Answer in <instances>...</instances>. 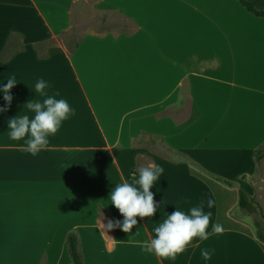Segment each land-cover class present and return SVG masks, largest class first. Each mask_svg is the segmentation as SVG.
Masks as SVG:
<instances>
[{"label":"crops","instance_id":"obj_1","mask_svg":"<svg viewBox=\"0 0 264 264\" xmlns=\"http://www.w3.org/2000/svg\"><path fill=\"white\" fill-rule=\"evenodd\" d=\"M82 4L119 13L134 31L83 35L68 49L59 40ZM1 53L0 82L18 84L0 113V264H71L70 232L83 264H264L234 182L264 143V18L236 0H0ZM41 78L75 115L33 156L6 121L42 99L29 90ZM142 135L189 160L151 153ZM155 163L165 169L151 189L160 208L129 234L101 236L98 219L123 221L107 200L114 185ZM201 202L212 214L206 240L175 259L141 250L166 214Z\"/></svg>","mask_w":264,"mask_h":264},{"label":"clouds","instance_id":"obj_2","mask_svg":"<svg viewBox=\"0 0 264 264\" xmlns=\"http://www.w3.org/2000/svg\"><path fill=\"white\" fill-rule=\"evenodd\" d=\"M5 80L0 82V96L5 102L4 107H0V113L6 112L11 107L13 97L10 91L18 84L14 76ZM49 86L44 79H38L34 85L35 91L29 90L35 96L39 93L42 99H29L21 110H26V114H18L6 121L9 139L14 141L23 139L26 151L33 156L48 145L49 137L58 132L64 121L75 115V109L66 99H57L59 93L49 95L45 91ZM27 113H31V116ZM164 172L165 169L160 164H148L138 168L131 181L115 184L107 200L110 202L109 205L119 211L123 221L104 223L98 219L97 226L101 230L99 234L108 237L106 234L115 228L129 234L133 227L137 226L136 217L142 219L152 217L160 207L159 203L154 201V193L151 189ZM215 203L211 197L206 201L209 209L215 207ZM211 215V212L204 211V202L191 207L187 212L175 207V211L166 214V218L153 229L154 236L151 240L139 242L141 250L148 254L155 253L161 258L175 259L176 255L182 253L194 238L199 240L208 238L207 229ZM212 230L216 234H221L224 228L221 224H213ZM138 234L139 229L135 235L130 236ZM201 256L205 261L211 259L208 250H202Z\"/></svg>","mask_w":264,"mask_h":264},{"label":"rangeland","instance_id":"obj_3","mask_svg":"<svg viewBox=\"0 0 264 264\" xmlns=\"http://www.w3.org/2000/svg\"><path fill=\"white\" fill-rule=\"evenodd\" d=\"M134 28L135 27L131 23L124 20L122 16L115 11H99L82 4L73 7L70 28L62 35L59 43L71 49L83 35L128 34L133 32ZM14 42H17V40L15 39ZM140 141L153 154L166 156L174 160H189L185 155L169 154L162 143L157 140L144 138ZM258 149L262 158L256 160L254 152L252 158L253 163H251L248 169L237 177L234 182L238 184L239 190L244 191L249 200H251L256 207L260 208L264 214V143ZM232 177L233 176L227 177V179ZM241 214L247 219L246 221L253 227V232H255L253 222L254 220H259V217L256 215H249L244 211H242Z\"/></svg>","mask_w":264,"mask_h":264},{"label":"trees","instance_id":"obj_4","mask_svg":"<svg viewBox=\"0 0 264 264\" xmlns=\"http://www.w3.org/2000/svg\"><path fill=\"white\" fill-rule=\"evenodd\" d=\"M239 5L249 14L253 15L257 18H264V9L256 8L249 0H236ZM77 44L74 45V47ZM2 62V53L0 54V63ZM147 138L149 140H157V137H145L142 135L141 139ZM174 155H183L182 153L170 151ZM256 160L262 158V155L259 153V149L255 150ZM133 179V175L129 178ZM238 207L240 210L244 211L249 215H256L259 217V220H254V234L253 236L256 238L258 243L264 248V214L261 209L256 207L251 200L247 197L244 191H238ZM65 245L67 249V254L69 256V260L71 264H83L81 255L78 250V240L77 236L74 232H70L67 234L65 239Z\"/></svg>","mask_w":264,"mask_h":264}]
</instances>
